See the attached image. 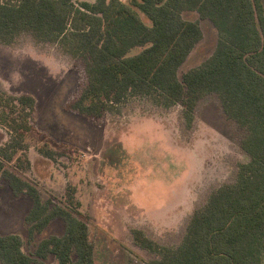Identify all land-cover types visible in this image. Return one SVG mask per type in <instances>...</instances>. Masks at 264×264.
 Returning a JSON list of instances; mask_svg holds the SVG:
<instances>
[{
  "label": "trees",
  "instance_id": "16d2710c",
  "mask_svg": "<svg viewBox=\"0 0 264 264\" xmlns=\"http://www.w3.org/2000/svg\"><path fill=\"white\" fill-rule=\"evenodd\" d=\"M186 11L210 20L217 40L211 55L180 78L179 67L202 38L199 22L186 19ZM21 33L82 60L86 82L69 107L87 116L141 95L164 107L181 103L190 123L198 99L215 93L225 115L245 129L241 148L249 159L238 164L232 182L213 189L193 211L178 246L158 245L140 232L135 237L158 255L143 264H264V0H0V43L10 45ZM34 109L32 95L0 87V125L8 133L0 144V177L14 193L31 197L26 220L33 231L56 215L66 220L62 235L38 242V258L51 254L57 264H95L79 202L70 196L73 210H48L49 201L43 203L20 174L30 164ZM39 152L53 155L47 147ZM35 263L18 234L0 233V264Z\"/></svg>",
  "mask_w": 264,
  "mask_h": 264
},
{
  "label": "rangeland",
  "instance_id": "374dc122",
  "mask_svg": "<svg viewBox=\"0 0 264 264\" xmlns=\"http://www.w3.org/2000/svg\"><path fill=\"white\" fill-rule=\"evenodd\" d=\"M183 16L199 22L202 38L179 67L180 78L211 55L217 40L210 20L196 11ZM85 82L82 60L58 44L36 42L28 33L10 45L0 43V87L35 99L27 138L30 164L20 169L21 176L37 187L43 203L49 201L48 210H73L70 196L79 202L95 264L147 263L158 255L141 247L134 232L161 246H178L193 211L213 189L232 182L238 164L249 159L241 148L245 129L225 115L215 93L198 99L190 123L181 103L164 107L141 95L101 116H87L69 107ZM7 138L0 125V144ZM40 147L52 150V157ZM32 203L0 177V233L18 234L35 264H57L51 254L38 258L35 249L42 238L62 235L66 220L56 215L33 231L26 220Z\"/></svg>",
  "mask_w": 264,
  "mask_h": 264
}]
</instances>
